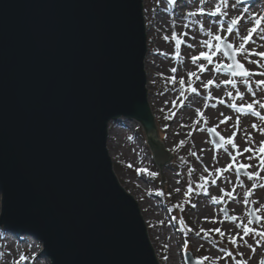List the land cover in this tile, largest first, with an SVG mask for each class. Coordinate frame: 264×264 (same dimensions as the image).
<instances>
[{"label": "water", "instance_id": "obj_1", "mask_svg": "<svg viewBox=\"0 0 264 264\" xmlns=\"http://www.w3.org/2000/svg\"><path fill=\"white\" fill-rule=\"evenodd\" d=\"M147 51L144 0H0V227L39 241L40 261L160 264L108 149L112 122L137 121L154 163L174 158L150 108Z\"/></svg>", "mask_w": 264, "mask_h": 264}, {"label": "rangeland", "instance_id": "obj_2", "mask_svg": "<svg viewBox=\"0 0 264 264\" xmlns=\"http://www.w3.org/2000/svg\"><path fill=\"white\" fill-rule=\"evenodd\" d=\"M219 3L220 0H203V3L201 0H176L175 4L169 0H144L148 48L145 70L149 104L155 118L159 140L174 154V160L172 159L173 161L162 169L154 163L153 151L146 133L137 121H116L112 122L109 128L108 149L114 170L121 185L140 206L160 264H184L183 255L186 252H190L196 260L205 255L223 257L219 261L212 259L207 264H236L237 260H245L247 264H259L260 260L264 259V246L255 245L256 237H245L248 243L257 248L256 252H252L242 241L232 245L227 239V236L235 235L239 231L235 227L239 220L235 222L228 220V216L236 215L240 220L253 221L248 212L253 207L264 204V188L257 187L253 189L251 197L245 196L252 185L264 183V180L250 181L246 174L234 171L213 175L212 170L223 168L229 163L230 158L223 147L217 148L212 142L209 131L217 124L219 127L215 133H219L220 137H230L233 131H236V143L241 149L246 146L245 138L248 133H251L256 143L264 139V133L251 127L253 123L264 127V121L260 117L251 113L240 114V126L239 129H235L233 125L236 124L238 113L236 108L231 107L233 104L246 105L253 99L264 103V88L255 85L256 80L264 79V76L258 74L264 72V58L254 55L248 57L249 60L259 61L252 64L242 56L237 57L254 73L250 82L256 93L255 97L248 92L240 77L234 78L237 80L235 87L220 83L233 78L227 71L219 73L214 71L216 63L222 61L230 64L229 58L222 51H217L212 57L214 61L212 64L201 59L194 65L190 59L201 51L211 52V49L202 46L204 40H211L208 36L209 30L238 46L240 40L236 32L246 35L247 30L252 27L250 21L256 16H264V0H239V3L237 0H228L225 9L228 12L227 16L221 13H217L216 16L210 15ZM233 4L236 5L235 8L232 7ZM199 8H204V12L200 13ZM191 12H196L197 15H189ZM241 13L242 20L234 27L233 33H228L226 29L230 20ZM173 32L188 33L184 37L187 43L181 44L178 54L174 41L164 39L165 36L171 37ZM225 39L219 43L222 44ZM215 43L217 42L213 41V44ZM188 44H194L195 48H189ZM246 47L252 51H264V40L259 38L258 33H253ZM198 64H203L208 71L198 72ZM172 68H176L177 71L171 72ZM189 72H197V76L190 77ZM173 76L176 77V82H169V77ZM180 77H184V85H180ZM209 79H212L214 84L209 89L202 88V82L206 83ZM217 83L220 87L215 86ZM192 87L198 91L191 92ZM214 89L217 90L216 95L212 94ZM237 90L243 94V99L236 94ZM197 109H200L202 116L197 113ZM256 109L264 115V109H260L258 105ZM221 113L224 115L221 116ZM225 116L232 119L227 123H220ZM181 141L185 143L181 145ZM227 147L234 153L230 146ZM192 152H195L196 156L191 155ZM214 153L216 160H213ZM247 155L239 159L249 163ZM250 163L253 168L247 171H256L258 161L254 159ZM129 164L132 167H129ZM203 165L208 166L209 172H204ZM137 169L147 171L138 172ZM150 172H156L158 175L151 176ZM261 174L264 176V172ZM202 175L205 177L203 180L200 179ZM211 180H216L215 186L210 184ZM240 181H243L244 187L239 186ZM189 186L193 191L185 195ZM177 188L180 192L176 191ZM233 188L237 198L235 201L226 197L220 199L223 195L220 189ZM212 197L220 199V203H216ZM245 199L258 203L244 204ZM205 217L209 219L206 220ZM213 217L219 222L212 223ZM253 226L258 229L261 227L254 221ZM214 228L224 231L225 237H220L214 231L196 235L201 229ZM185 243L186 249L183 248ZM221 248L232 251L233 257L227 258L225 253L220 251ZM42 249L35 238L29 242L18 241L11 233L0 227V264H16L22 254L26 257L22 264H49L46 259L40 261L43 258Z\"/></svg>", "mask_w": 264, "mask_h": 264}, {"label": "snow or ice", "instance_id": "obj_3", "mask_svg": "<svg viewBox=\"0 0 264 264\" xmlns=\"http://www.w3.org/2000/svg\"><path fill=\"white\" fill-rule=\"evenodd\" d=\"M169 2L175 4L176 0H169ZM201 3H203V0H201ZM237 3H239V0H237ZM228 6V0H220V3L216 5L215 10L212 11L210 13V15L212 16H216L217 13H221L224 16L228 15V12L225 10ZM233 8L236 7L235 4L232 5ZM198 11L200 13L204 12V8H199ZM246 11V10H245ZM189 15L191 16H196L197 13L196 12H191L189 13ZM242 16L243 13H241L240 15H237L236 17L232 18L229 22V25L226 29V31L228 33H233V29L234 27L238 24V22H240L242 20ZM252 27L249 28L247 30V34L246 35H240L239 32H236V35L238 36L240 43L237 46L234 43H230L228 42L225 37H223L220 34H216L213 33L211 30L208 31V36L211 37V40H204L203 41V47L207 48V49H211V52H207V51H201L199 52L198 55H194L191 56L190 59L192 61V63L194 65L197 64L198 60L203 59L204 61H206L208 64H212L214 63L212 57L216 55L217 51H222L224 55H231L232 58V63H223L222 61L219 63L215 64V69L214 71L219 73L222 71H227L228 73H230L231 77H233L232 79H227L224 80L220 83L223 84H231L233 87L236 86L237 84V80L234 79L235 77H240L241 81L244 85L247 86L248 92L251 93V95L253 97H255L256 93L255 91H253L252 89V85L250 82V78L251 76L254 75L253 72H251L249 69H247L244 65V63H242L239 59H237L238 56H242L245 58V60H247L248 63H252V64H256L259 63L258 60H249L248 57L254 55L260 58H264V51H252L249 47H246V45L249 44L250 39L253 35V33H258L259 34V38L261 40H264V16H256L254 19H252L251 21ZM201 27H203V25L201 24ZM188 33H172L171 37L165 36L164 39L165 40H173L175 43V51L178 54L181 44L182 43H187L186 40H184V37L187 36ZM193 39H195V37H193ZM222 39H225V43L222 46L219 41H221ZM213 41H216L217 43L213 44ZM189 48H195L194 44H188ZM177 71L176 68H172L171 72L175 73ZM197 71L198 72H204V71H208L207 68H205V66L203 64H198L197 65ZM260 76H264V72H260L258 73ZM163 75V74H161ZM188 76L190 77H196L197 76V72H189ZM198 78V77H197ZM169 82H176V77H169ZM179 83L180 85H184L185 84V79L184 77H180L179 78ZM214 84V81L212 79H209L206 83L202 82L201 87L204 89H209L210 86H212ZM255 85L258 88H264V79H258L255 81ZM216 87H220V84L217 83L215 85ZM191 92L196 93L198 91L197 88L192 87ZM241 99H243V94L239 92V90H237L236 93ZM181 95L183 96L184 93H181ZM165 103H167V101H165ZM259 106L260 109H264V103H261L255 99H253L250 103H247L246 105H231V107L236 108V111L238 113V115L236 116V124L233 125V127L235 129H239L240 126V122H241V117L240 114H247V113H251L254 116H258L260 117V119L262 121H264V115L261 114L260 111H257L256 106ZM197 113H199L201 116L203 115L202 113H200V109L196 110ZM221 116H223L224 114L221 113ZM166 118H170V117H166ZM232 118L229 116H225L224 119L222 121H220V123H227L228 121H230ZM219 127V124L213 126L212 128L209 129V131L215 132L216 128ZM251 127L253 129H256L258 131H260L261 133H264V127H260L259 125L253 123L251 125ZM189 135H191V133H189ZM217 135H219V133H217ZM236 131H233L232 136L225 138L224 136H221L220 139L222 141L221 144H218L216 147L220 148L223 147L224 151L228 154L230 160L229 163L226 164L223 168H216L212 170V174L215 175L216 173H226L229 171H234L236 173H239L241 170H245V174L247 176L248 180H264V176H262V172H264V139L260 140L258 143L254 142L252 137H251V133L246 134V138H245V147H243L242 149L240 148V146L236 143ZM181 145H183L185 142L181 141L180 142ZM230 146L231 149L234 150V153L229 151L228 147ZM201 151H204V149H201ZM245 154H248L246 159L249 161V163H244L242 160H240V157H244ZM191 155L196 156L195 152H192ZM199 159V158H198ZM217 157L214 153L213 155V160H216ZM257 160L258 161V166H257V170L256 171H247L248 169L253 168V165L250 163L252 160ZM129 167H132L131 164H129ZM204 167V172L207 173L209 172V168L207 165H203ZM138 172H146V169H137ZM190 171H195V169H190ZM151 176H156L158 175V173L156 172H150L149 173ZM201 180L205 179V177L202 175L200 177ZM216 180H211L210 184L215 186L216 185ZM240 187H244V183L243 181H240ZM260 187V188H264V183H258V184H254L252 185V188H250L246 193L245 196L246 197H251L253 189ZM177 192H180V189L177 188L176 189ZM193 191L192 187L189 186L187 191L185 192V195H188L189 193H191ZM234 191L235 188H233L232 190H227V189H220V192L223 194L221 196L220 199L223 198H228L231 199L233 201H235L237 198L234 195ZM213 200L216 201V203H220V199H217L216 197H212ZM244 204H248V203H258V202H253L250 201L249 199H245L243 201ZM248 215L253 217L255 222L257 224H260L261 227L258 229L255 226H253V221L252 220H240L238 216L236 215H230L227 217L228 220L231 221H237L239 220V223H237L235 225V227L237 229H239V231L236 232L235 235H229L227 236V239L229 240V242L232 245H237L238 241H242L252 252H256L257 248L253 245L248 243V241L245 239V237H256L255 239V245L256 246H264V204H260L259 207H253L249 212ZM205 219H209V217H205ZM212 223H218L219 221L213 217L212 218ZM216 232L220 237H225V232L222 231L220 228H214V229H201L200 231L196 232V235L199 236L201 234V232ZM187 247V243H185V245L183 246V248L186 249ZM220 251L222 253H225V256L229 259H231L233 257V252L226 250L224 248H221ZM242 255V254H241ZM223 257H210V256H202L197 258L196 264H207L208 261L215 259L217 261H219L220 259H222ZM26 259V257L22 254L19 257V260L16 262V264H22V262ZM236 264H247V261L245 260H237ZM259 264H264V259H261Z\"/></svg>", "mask_w": 264, "mask_h": 264}, {"label": "bare ground", "instance_id": "obj_4", "mask_svg": "<svg viewBox=\"0 0 264 264\" xmlns=\"http://www.w3.org/2000/svg\"><path fill=\"white\" fill-rule=\"evenodd\" d=\"M196 2V1H195ZM213 95H216L217 94V90L214 89L213 92H212ZM208 198H210L209 196H207Z\"/></svg>", "mask_w": 264, "mask_h": 264}, {"label": "trees", "instance_id": "obj_5", "mask_svg": "<svg viewBox=\"0 0 264 264\" xmlns=\"http://www.w3.org/2000/svg\"><path fill=\"white\" fill-rule=\"evenodd\" d=\"M163 191V190H162Z\"/></svg>", "mask_w": 264, "mask_h": 264}]
</instances>
